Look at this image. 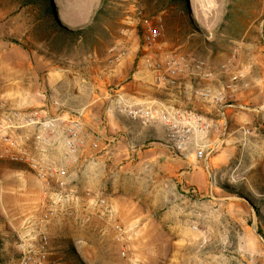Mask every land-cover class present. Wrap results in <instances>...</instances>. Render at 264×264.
Returning <instances> with one entry per match:
<instances>
[{
    "label": "rangeland",
    "instance_id": "374dc122",
    "mask_svg": "<svg viewBox=\"0 0 264 264\" xmlns=\"http://www.w3.org/2000/svg\"><path fill=\"white\" fill-rule=\"evenodd\" d=\"M187 5L188 12L178 3L159 0H103L96 19L80 32L85 46L104 48L113 66L127 54L125 32L133 29L139 49L149 53L145 65L155 76L147 64L165 63L166 54L193 53L206 60L210 79L179 82L221 91L224 98L187 101L184 85L189 109H180L217 122L225 106V132L217 125L207 138L217 148L199 158L191 148L172 150L163 137L162 144L147 145L136 136L126 155L120 149L106 153L99 140L81 168L85 181L68 180L70 197L51 195L55 185L38 179L26 161L0 160V264H19L16 244L26 221L44 211L50 213L49 264H264V238L258 232H264V0H187ZM33 7L44 25L40 33L49 42L36 38L33 48L25 39H16L19 44L7 39L5 46L11 49L5 57L0 54L4 108H34L20 103L29 88L23 94L24 88L14 82L18 73L13 62L22 57V48L43 53L47 44L53 50L75 44L63 42L58 25L42 17L38 5ZM148 23L161 26L156 44L145 39ZM112 47L124 51L118 61L109 60ZM232 72L243 78L236 90L229 86ZM42 90L50 88L44 84ZM132 124L138 131L150 129L139 120ZM83 128L91 141L97 133L84 123ZM32 132L19 130L34 155L29 149L30 143L36 146ZM101 198L106 206L96 203ZM116 224L121 239H116Z\"/></svg>",
    "mask_w": 264,
    "mask_h": 264
},
{
    "label": "crops",
    "instance_id": "0c3cea01",
    "mask_svg": "<svg viewBox=\"0 0 264 264\" xmlns=\"http://www.w3.org/2000/svg\"><path fill=\"white\" fill-rule=\"evenodd\" d=\"M13 1L0 2V54L3 57L11 49L5 46V43H9L8 38L25 39L33 48L37 44L32 40L36 38L49 42L48 35L40 33L44 25L33 5L22 0ZM51 1L57 18L71 30H82L88 26L101 6V0H91V4H87L86 0ZM125 36L127 54L113 66L106 61L104 48L85 46L83 32L74 45L60 50H53L48 44L43 53L32 48H22V57L18 62H13L18 73L14 82L24 88L23 94L27 90L25 88H29L26 100L20 103H27L31 107L45 106L50 112H57L67 120L80 116L85 128L97 133L91 134V140H100L106 153L120 149L123 154L128 155L136 136H140L147 145L162 144L160 139L165 138V131L160 119L146 125L150 129L138 131L133 127V120L116 112L115 100L119 97L129 103L149 106L155 110L169 104L187 111L189 106L182 96L186 82L178 81L174 85L159 83L155 74L145 65V57L149 53L139 49L134 30L127 29ZM44 84L50 88L46 99L41 95ZM52 98L59 104L55 106ZM65 128L66 125H59L45 146L38 147L30 143L29 149L46 162L66 167L68 180L74 179L75 183L85 181L81 168L86 166L87 153L93 148L88 145L76 153L68 151L64 144ZM92 178L91 183L94 185L96 175Z\"/></svg>",
    "mask_w": 264,
    "mask_h": 264
},
{
    "label": "built area",
    "instance_id": "2783aa9c",
    "mask_svg": "<svg viewBox=\"0 0 264 264\" xmlns=\"http://www.w3.org/2000/svg\"><path fill=\"white\" fill-rule=\"evenodd\" d=\"M161 26L152 27L147 24L145 39L149 44H156L161 37ZM119 50V49H118ZM110 61H118L124 51H116L115 47L108 50ZM166 62H149L147 65L156 73V78L163 85H174L179 80L191 77L192 79L207 80L213 76V72L208 62L193 53H171L166 54ZM222 70L226 64H222ZM242 74L232 72L229 76L230 88L236 90L239 88V81H242ZM245 85H247L245 83ZM184 97L187 101L195 98L208 100L212 102L221 101L224 94L219 91L212 93L207 87H193L192 84L185 85ZM47 91L41 92V95L48 98ZM58 105V102L54 101ZM231 104H228L230 106ZM221 105L219 120L214 122L205 115L183 112L180 108L173 105H167L160 110L152 107L132 104L118 98L116 109L118 112L128 116L133 120H139L143 125H149L155 119H160L165 131L166 144L174 151L184 152L194 149L197 157H206L207 151L212 152L217 148V144L208 142V134L215 127L220 126L224 133L227 128V114ZM66 125L64 144L68 151L76 153L85 149L88 145L92 148L98 146L96 141H90L85 134L82 119L80 116L63 118L60 114H51L45 106L29 108L26 110L19 108H4L0 102V160L7 161H26L36 173L38 179L47 186L55 185V190H51V195L57 197H70L67 191L69 174L65 168L46 165L32 155L24 146L23 136L19 130H33V139L36 146L43 147L49 137L54 133L59 125ZM222 133V134H223ZM96 203L103 207L106 206L104 198L97 199ZM49 212L44 211L37 218L27 219L25 230L19 236L16 244L18 251L19 264H49L50 260V238H49ZM117 229L116 239H121V227L115 225Z\"/></svg>",
    "mask_w": 264,
    "mask_h": 264
},
{
    "label": "trees",
    "instance_id": "16d2710c",
    "mask_svg": "<svg viewBox=\"0 0 264 264\" xmlns=\"http://www.w3.org/2000/svg\"><path fill=\"white\" fill-rule=\"evenodd\" d=\"M159 1L166 5L167 4L175 5L176 3H178L182 10L188 12L187 0H159ZM24 2L28 4H32V5H38L41 11L40 15L44 17L45 19H47V21L50 20V22L52 23L54 22L55 24L58 25L60 31L62 32L65 38L63 42L68 43V44H73L79 39V37L82 36V32H80L81 30H71L66 25L60 22V20L55 15L53 3L51 0H24ZM102 3H103V0H101V5ZM101 9H102V6H100L98 10L96 11V14L93 17V20L96 19ZM11 41L19 44V41L16 39L11 40ZM262 193L264 194V190ZM258 232L264 238V232H262L261 230H258Z\"/></svg>",
    "mask_w": 264,
    "mask_h": 264
}]
</instances>
